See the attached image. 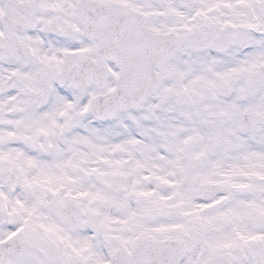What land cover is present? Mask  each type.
I'll return each mask as SVG.
<instances>
[{"label":"snow or ice","instance_id":"obj_1","mask_svg":"<svg viewBox=\"0 0 264 264\" xmlns=\"http://www.w3.org/2000/svg\"><path fill=\"white\" fill-rule=\"evenodd\" d=\"M0 264H264V0H0Z\"/></svg>","mask_w":264,"mask_h":264}]
</instances>
